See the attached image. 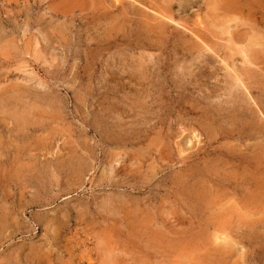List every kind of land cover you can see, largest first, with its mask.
<instances>
[{
	"label": "rangeland",
	"instance_id": "374dc122",
	"mask_svg": "<svg viewBox=\"0 0 264 264\" xmlns=\"http://www.w3.org/2000/svg\"><path fill=\"white\" fill-rule=\"evenodd\" d=\"M113 2L0 0V264H264V0Z\"/></svg>",
	"mask_w": 264,
	"mask_h": 264
},
{
	"label": "bare ground",
	"instance_id": "6f19581e",
	"mask_svg": "<svg viewBox=\"0 0 264 264\" xmlns=\"http://www.w3.org/2000/svg\"><path fill=\"white\" fill-rule=\"evenodd\" d=\"M113 1H114V2H113V3H114V6L117 7L118 5L122 4V1H123V0H113ZM101 2H102V1H101ZM247 2H248V1H247ZM95 3H96V2H95ZM136 3H137V2H136ZM232 3H233V2H232ZM263 3H264V2H263ZM93 4H94V3H93ZM106 4H107V3H106ZM244 4H245V3H244ZM246 4H247V3H246ZM246 4H245V8H246ZM250 4H251V3H250ZM96 5H97V4H96ZM129 5H130V4H129ZM242 5H243V4H242ZM247 5H248V4H247ZM226 6L228 7V5H226ZM229 6H230V5H229ZM232 6H233V8H234V6H236V5L233 4ZM232 6H231V7H232ZM239 6H240V5H239ZM250 6H251V5H249V7H250ZM231 7H229V8H231ZM240 7H241V6H240ZM243 7H244V6H243ZM243 7L240 8L241 11L244 10ZM94 8H95V7H94ZM161 8H162V7H161ZM229 8H228V9H229ZM217 9H218V8H217ZM108 10H110V9H108ZM127 10H128V9H127ZM229 10H230V9H229ZM249 10H250V9H249ZM255 10H256V9H255ZM234 11H236V10H234ZM237 11H238V10H237ZM241 11H240V12H241ZM244 11H245V10H244ZM253 11H254V10H253ZM122 16H123V15H122ZM158 16H159V15H158ZM162 16L166 18L165 15H162ZM242 16H243V15H242ZM113 18H114V17H113ZM244 18H245V17H244ZM124 19H125V17H124ZM170 19H171V18H170ZM167 20H168V19H167ZM227 20H228V19H227ZM170 22H171V21H170ZM224 22H225V21H224ZM199 23H200V22H199ZM236 24H237V23H236ZM226 25H227V24H226ZM184 28H185V27H184ZM225 28H226V26H225ZM225 28H224V29H225ZM227 28H228V27H227ZM225 31H226V29H225ZM254 31H255V30H254ZM229 33H230V32H229ZM230 34H231V33H230ZM235 35H236V34H235ZM248 35H249V34H248ZM241 37H242V36H241ZM245 38H246V37H245ZM233 39H234V38H233ZM232 41H233V40H232ZM253 41L255 42V43H253V44H256V43H257V41H256L255 39H254ZM250 43H251V42H250ZM250 46H251V45H250ZM258 47H259V46H258ZM263 47H264V46H263ZM252 48H253V45H252ZM254 50H255V49H254ZM254 50H253V51H254ZM246 51H247V50H246ZM246 51H243V52L246 53ZM240 52H241V51H240ZM258 53H259V52H258ZM17 114H18V113H17ZM19 117H20V116H19ZM12 118H14V117H12ZM17 118H18V117H17ZM22 118H23V117H22ZM20 120H21V119H20ZM24 120H25V119L23 118L22 121H24ZM22 121H21V122H22ZM33 122H34V121H33ZM22 123H23V122H22ZM17 125H18V124H17ZM249 126H250V125H249ZM250 130H251V129H250ZM253 136H254V135H253ZM261 150H262V149H261ZM263 150H264V149H263ZM257 155H258V154H256V156H257ZM256 156H255V157H256ZM261 156H263V155H261ZM259 157H260V156H258V158H259ZM251 159H252V158H251ZM253 160H254V159H253ZM253 160H252V161H253ZM259 160H260V159H259ZM250 161H251V160H250ZM255 161H256V159H255ZM260 161H261V160H260ZM260 161H259V162H260ZM263 161H264V159H263ZM261 164H262V163H261ZM259 165H260V164H259ZM262 165H263V164H262ZM255 166L257 167V164L254 165V168H256ZM261 167H262V166H261ZM248 168H249V167H248ZM256 172H257V171H256ZM259 173H260V172H259ZM259 173H258V174H259ZM245 175H247V174H245ZM253 175H254V174H253ZM247 177H248V176H247ZM258 177H260V176H258ZM251 178H252V177H251ZM260 178L262 179L263 177H260ZM260 178H259V179H260ZM263 179H264V178H263ZM252 181H253V180H252ZM252 181H251V184H252ZM260 181H261V180H260ZM257 183H259V182H257ZM261 183H262V182H261ZM254 184H256V183H254ZM257 185H258V184H256V186H257ZM261 185H262V184H261ZM254 186H255V185H254ZM256 186H255V189H256V190H255V191H256L255 193L259 194V193H258L259 191H257L258 186H257V187H256ZM262 186H263V185H262ZM263 187H264V186H263ZM244 188H245V187H244ZM262 189H263V188H262ZM259 190H260V189H259ZM263 190H264V189H263ZM244 192H245V191H244ZM251 192H252V191H251ZM253 192H254V191H253ZM190 193H191V192H190ZM255 193H254V195H255ZM197 194H198V193H197ZM261 194H264V193H261ZM191 195H192V194H191ZM193 195H194V194H193ZM200 195H201V194H200ZM206 196H207V195H206ZM245 196H246V194H245ZM256 196H257V195H256ZM256 196H255V197H256ZM246 197H248V196H246ZM246 197H245V198H246ZM251 197H252V196H251ZM262 197H263V196H262ZM193 198H194V197H193ZM198 198L201 199V198H202V195H201V196H198ZM206 198H208V197H206ZM204 199H205V198H204ZM258 199H259V198H258ZM258 199H257V201H258ZM206 200H207V199H206ZM234 200H236V199H234ZM191 201H192V200H191ZM236 201H237V200H236ZM260 201H261V200H260ZM198 202H199V201H198ZM198 202H197V203H198ZM209 202H210V201H209ZM249 202H250V201H249ZM200 203H201V202H200ZM210 203H211V202H210ZM255 203H256V202H255ZM257 203H258V202H257ZM257 203H256V204H257ZM203 204H205L204 201H203ZM260 204H261V203H260ZM193 205H194V204H193ZM210 205H211V204H210ZM238 205H239V204H238ZM244 205H245V204H244ZM244 205H243V206H244ZM250 205H251V204H250ZM195 206H196V205H195ZM234 206H235V205H234ZM245 207L247 208L246 205H245ZM246 208H245V210H247ZM251 209H252V208H251ZM240 210H241V209H240ZM242 211H244V210H242ZM209 213H210V212H209ZM242 213H243V212H242ZM256 213H257V212H256ZM216 214H217V213H216ZM218 214H219V213H218ZM233 214H234V213H233ZM245 214H246V213H245ZM223 215H224V214H223ZM237 215H238V214H237ZM240 215H241V214H240ZM249 215H250V214H249ZM259 216H260V214H259ZM256 217H257V216H256ZM263 221H264V220H263ZM251 223H252V222H251ZM251 223H249V224H251ZM253 225L256 226L255 223H254ZM248 226L251 227V225H248ZM248 226H247V227H248ZM262 227H263V226H262ZM251 228H252V227H251ZM213 231H214V230H213ZM252 231H253V230H252ZM125 255H126V254H125Z\"/></svg>",
	"mask_w": 264,
	"mask_h": 264
}]
</instances>
